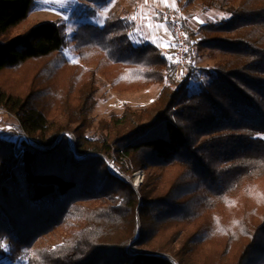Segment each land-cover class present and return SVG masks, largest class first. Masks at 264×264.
<instances>
[{"label": "trees", "instance_id": "trees-1", "mask_svg": "<svg viewBox=\"0 0 264 264\" xmlns=\"http://www.w3.org/2000/svg\"><path fill=\"white\" fill-rule=\"evenodd\" d=\"M198 1L223 17L192 31L181 20L177 76L115 12L76 28L74 63L62 24L10 36L33 0H0V107L12 122L0 133V264L24 253L27 264H264V0ZM203 49L224 60L197 72ZM98 75L119 93L164 85L90 137ZM140 169L136 189L127 175ZM75 222L60 243L35 245Z\"/></svg>", "mask_w": 264, "mask_h": 264}, {"label": "rangeland", "instance_id": "rangeland-1", "mask_svg": "<svg viewBox=\"0 0 264 264\" xmlns=\"http://www.w3.org/2000/svg\"><path fill=\"white\" fill-rule=\"evenodd\" d=\"M173 3L174 7L172 6ZM110 11L133 23L129 31L132 44L156 46L174 64L177 76L181 75V71L184 70L182 68L185 66L187 60L186 57L183 59V62H180L178 59V42L172 28L173 23L178 22L183 28L181 22L183 20L188 29L192 31L203 23L218 21L223 17L221 15L223 14L222 11L217 8L203 10L198 0H194L192 3L189 0H168V6L162 4L160 0H147V3H145V0H63V3L60 0H33L32 10L27 23L22 28L14 29L10 33V36L17 35L30 24L41 21H57L63 25L67 41L64 55L69 61L78 63L79 58L71 40L72 34L81 24L87 23L102 26ZM133 16L136 17L135 20L131 19ZM144 17L148 19H144ZM99 21H103V23L101 24ZM198 21L204 22L199 23ZM147 24H150L151 27L143 26ZM157 25H162L163 27L160 28ZM223 60L224 57L218 52L212 53L206 49L197 50L193 66L199 72L200 69L210 68ZM96 84L98 90L95 95L96 106L92 112L93 122L91 128L86 133L90 137L99 135L98 122L100 120L109 119L114 115H121L125 106L133 109L151 106L164 85L163 83L152 84L138 91L119 93L113 91L100 75L97 76ZM191 85H193L192 81ZM5 113L3 112L4 117L6 116ZM2 126L3 121H0V133L12 131V127L9 128L10 131H5L6 128L1 129ZM16 138V136H13L12 140H16ZM127 176L132 185L136 189H139L144 182L145 171L142 169L136 170ZM72 224L73 226H64L40 236L36 240L35 245L38 247H51L60 243L71 232L75 233L78 231V222ZM180 248V241L172 242L170 250L165 252V254L173 257L174 253L178 252ZM27 259L28 255L24 253L14 264H27Z\"/></svg>", "mask_w": 264, "mask_h": 264}, {"label": "built area", "instance_id": "built-area-1", "mask_svg": "<svg viewBox=\"0 0 264 264\" xmlns=\"http://www.w3.org/2000/svg\"><path fill=\"white\" fill-rule=\"evenodd\" d=\"M172 28L178 42V59L180 62H183L187 52L186 35L178 22H174ZM3 112H5V110L0 107V115L3 114Z\"/></svg>", "mask_w": 264, "mask_h": 264}, {"label": "snow or ice", "instance_id": "snow-or-ice-1", "mask_svg": "<svg viewBox=\"0 0 264 264\" xmlns=\"http://www.w3.org/2000/svg\"><path fill=\"white\" fill-rule=\"evenodd\" d=\"M60 2L63 3V0H60ZM160 2H161L162 4H164L165 6H168V0H160ZM145 3H147V0H145ZM172 6H173V7L175 6L174 3H173ZM101 14H102V13H101ZM221 15H223V14H221ZM210 18H211V17H210ZM131 19L135 20L136 17L133 16ZM144 19H148V18H147V17H144ZM99 22H100L101 24L103 23V21H99ZM198 22H199V23H203L204 21H198ZM143 26H145V27H151L150 24L143 25ZM157 27L162 28L163 26H162V25H157Z\"/></svg>", "mask_w": 264, "mask_h": 264}, {"label": "crops", "instance_id": "crops-1", "mask_svg": "<svg viewBox=\"0 0 264 264\" xmlns=\"http://www.w3.org/2000/svg\"><path fill=\"white\" fill-rule=\"evenodd\" d=\"M1 121H3V126L1 127V129L6 128L5 131H10L9 128L12 127V125H11L12 122H11L10 120H8V119H7L6 117H4V116L1 117Z\"/></svg>", "mask_w": 264, "mask_h": 264}]
</instances>
